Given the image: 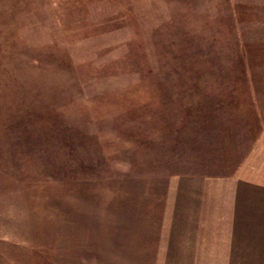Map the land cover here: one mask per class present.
<instances>
[{"label":"rangeland","instance_id":"rangeland-1","mask_svg":"<svg viewBox=\"0 0 264 264\" xmlns=\"http://www.w3.org/2000/svg\"><path fill=\"white\" fill-rule=\"evenodd\" d=\"M263 42L264 0H0V264H65L93 182L264 183Z\"/></svg>","mask_w":264,"mask_h":264},{"label":"crops","instance_id":"crops-1","mask_svg":"<svg viewBox=\"0 0 264 264\" xmlns=\"http://www.w3.org/2000/svg\"><path fill=\"white\" fill-rule=\"evenodd\" d=\"M250 50L246 55H264V42ZM253 103L260 107L263 100ZM116 182H93L77 198L65 197L76 208L94 204L98 224L64 249L65 264L70 258V264H264L263 182L157 176L142 180L138 192L130 191V181L128 190L116 191L123 181Z\"/></svg>","mask_w":264,"mask_h":264}]
</instances>
